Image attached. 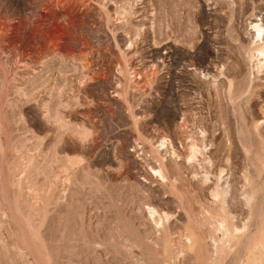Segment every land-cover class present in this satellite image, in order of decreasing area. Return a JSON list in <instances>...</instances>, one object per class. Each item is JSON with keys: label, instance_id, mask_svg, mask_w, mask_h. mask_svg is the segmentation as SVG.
<instances>
[{"label": "rangeland", "instance_id": "1", "mask_svg": "<svg viewBox=\"0 0 264 264\" xmlns=\"http://www.w3.org/2000/svg\"><path fill=\"white\" fill-rule=\"evenodd\" d=\"M0 264H264V0H0Z\"/></svg>", "mask_w": 264, "mask_h": 264}]
</instances>
